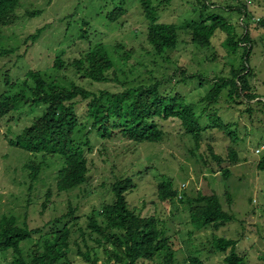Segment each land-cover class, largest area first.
I'll list each match as a JSON object with an SVG mask.
<instances>
[{
  "label": "rangeland",
  "instance_id": "rangeland-1",
  "mask_svg": "<svg viewBox=\"0 0 264 264\" xmlns=\"http://www.w3.org/2000/svg\"><path fill=\"white\" fill-rule=\"evenodd\" d=\"M113 2L120 4L119 0ZM24 3L20 14L22 19L18 20L17 26L5 29L0 43L17 51L0 60V68L8 69L12 65L9 62L14 63L18 56H24L11 74L12 78L26 77L30 70H45L54 64L57 56L64 55L68 61L91 45L103 43L117 63V72L126 65L125 72L133 71L136 76L141 72L173 76L180 67L182 70L178 75L185 72L187 77L197 76L198 79L180 86L188 101L197 104L212 91L214 78H229L233 68L242 67V58L246 51H250L252 93L264 101V0H153L152 5L158 9L161 23L182 25L186 21L197 22L215 15L230 24L234 42L241 43L235 53L231 52L228 33L219 29L209 49L199 50L181 43L172 53L174 60L170 63L150 54L152 48L147 41L149 23L139 0H127V13L113 23L104 14L106 4L113 6L112 0H25ZM204 5L208 8L205 9ZM28 9L42 11V14L28 18ZM83 20L89 26L85 27ZM45 27L42 37L34 44H25L30 35ZM84 29L88 38L82 42L79 39ZM247 33L248 41L244 40ZM182 38L189 41L188 36ZM143 78L150 80L147 75ZM115 85L111 82L91 88L115 91ZM5 89L0 86V95ZM220 101L217 108H225L221 110L222 117L226 125H232L235 137L213 129L205 134L200 148H196L176 123H165L167 137L157 144H136L121 139L97 144L88 154V182L69 193L57 190L60 160L46 159L37 179H31V171L26 165L33 161V156L10 146V139L16 136H7L8 122L1 123L0 218L13 216L18 225L27 224L33 230L46 231L50 223L74 210L80 219L79 225L87 227L89 216L99 211L102 204L111 201V185L119 178L134 176L137 188L128 194V203L133 209L143 210L144 216L159 215L168 220L170 233L177 239V249H180L178 264H188L186 259L190 256L201 257L205 264H225L224 260L231 251L225 254L212 251L214 236L238 241L236 251L246 258L248 264H264V169H260L264 162V106L252 101V113H248L249 106L231 107L226 93ZM82 106L79 112L83 111ZM207 106L199 103L198 114L201 115ZM26 112L18 117L14 133L31 124L39 113L31 112L27 116ZM231 152H235V160L230 157ZM34 159L38 162L44 160L41 156ZM226 169L231 172L227 178L223 175ZM159 175L174 178L176 189L191 198L198 193L218 195L224 210L233 216L234 221L218 230L208 228L194 232L187 207L176 202H159L156 180ZM39 237L35 236L33 244ZM33 244L27 243L26 250L29 251ZM73 250L76 251L77 247L73 246ZM74 262L84 264L80 256L74 257Z\"/></svg>",
  "mask_w": 264,
  "mask_h": 264
},
{
  "label": "trees",
  "instance_id": "trees-1",
  "mask_svg": "<svg viewBox=\"0 0 264 264\" xmlns=\"http://www.w3.org/2000/svg\"><path fill=\"white\" fill-rule=\"evenodd\" d=\"M152 1L139 0L149 23L147 41L152 48V56L170 63L174 60L172 53L181 43L193 45L199 50L209 49L219 29L228 33L231 52L235 53L240 48L241 43L234 42L230 24L225 19L211 15L197 22L186 21L182 25L161 23L158 9ZM24 2L0 0V43L5 29L17 26L18 20L22 19L20 14ZM118 3L112 0V7L105 5L104 14L109 22L118 21L127 13V0H119ZM203 7L208 8L207 5ZM41 14L42 11L26 10L28 18ZM83 23L85 27L89 26L85 20ZM45 29H38L25 44H34ZM182 36H188L189 41ZM86 38L88 32L84 29L79 40L84 42ZM248 39L247 33L244 40ZM15 52V48L9 49L0 44V60ZM23 58L18 56L14 63L9 62L12 65L8 69L0 68V86L6 88L0 95V124L8 122L7 136H16L10 139V146L33 156L34 162L26 165L32 180L37 179L46 159L62 162L57 178L60 193H69L88 182V154L97 144L118 139L136 144H157L167 137L163 125L176 123L183 135L200 148L205 134L213 129L233 137L236 135L232 125H226L222 117L221 110L225 108H217L225 93L227 103L233 105L231 107L249 106L248 113H252V101L264 106L262 98L252 93L250 51L244 54L242 67L233 68L229 78H214L212 91L199 101L208 105L201 115L197 112L199 103H190L180 87L198 77H187L185 72L178 75V71L182 70L180 67L176 68L173 76L155 75L153 72H141L136 76L133 71L125 72L126 65L120 69L121 72H117V63L108 48L103 43H96L68 61L64 55L57 56L54 64L45 70H30L26 77L12 78L11 74ZM145 75L150 80L144 79ZM111 82L116 84L117 90L91 88ZM81 106L83 111L79 112ZM211 110L214 112L209 113ZM37 111L39 113L31 124L20 132H13L15 123L19 122L18 117L25 112L29 116ZM38 156L44 160L36 161L34 158ZM230 157L235 160V152H231ZM216 158L222 160L220 156ZM260 169H264V162ZM223 175L229 177L230 170L226 169ZM134 178L122 177L111 185V201L102 204L99 211L89 216L87 227L79 225L80 219L74 210L50 223L46 231L33 230L27 224L18 225L13 216L1 217L0 264H76V256H80L84 264H178L180 249H177V239L170 233L168 220L161 219L159 215L144 216L143 210L130 207L127 196L137 188ZM156 180L159 202H176L187 207L194 232L208 228L218 230L234 221L233 216L224 210L218 195L198 193L191 198L176 189L174 178L159 175ZM36 235L40 237L33 244ZM27 243L33 244L29 251L25 248ZM238 244L236 240L214 236L211 248L222 254L231 251L224 260L225 264H248L246 258L237 253ZM73 246L77 247L76 251ZM186 262L205 264L201 257L194 256Z\"/></svg>",
  "mask_w": 264,
  "mask_h": 264
}]
</instances>
